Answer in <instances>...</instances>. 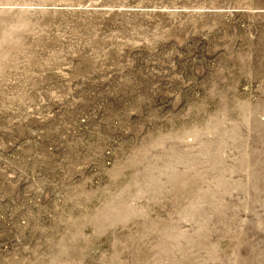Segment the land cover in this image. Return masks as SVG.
<instances>
[{
    "label": "rangeland",
    "instance_id": "1",
    "mask_svg": "<svg viewBox=\"0 0 264 264\" xmlns=\"http://www.w3.org/2000/svg\"><path fill=\"white\" fill-rule=\"evenodd\" d=\"M0 264H264V0H0Z\"/></svg>",
    "mask_w": 264,
    "mask_h": 264
}]
</instances>
